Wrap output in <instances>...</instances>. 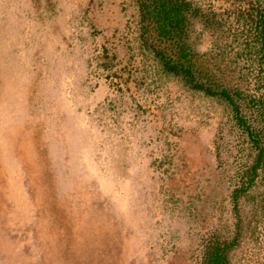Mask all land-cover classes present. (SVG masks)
I'll return each mask as SVG.
<instances>
[{
    "label": "rangeland",
    "instance_id": "rangeland-1",
    "mask_svg": "<svg viewBox=\"0 0 264 264\" xmlns=\"http://www.w3.org/2000/svg\"><path fill=\"white\" fill-rule=\"evenodd\" d=\"M139 4L0 0V264H207L217 247L264 264L258 151L226 101L165 74ZM226 36L193 19L189 59L258 127V64Z\"/></svg>",
    "mask_w": 264,
    "mask_h": 264
},
{
    "label": "trees",
    "instance_id": "trees-1",
    "mask_svg": "<svg viewBox=\"0 0 264 264\" xmlns=\"http://www.w3.org/2000/svg\"><path fill=\"white\" fill-rule=\"evenodd\" d=\"M139 5L141 38L145 47L150 49L165 74L179 77L185 80L187 86L203 91L208 96L220 97L233 107L239 126L245 130L258 151L254 167V170H257L261 164H264V113H262L263 121H259L262 125L258 127L248 125L244 117L240 116L241 109L236 101V97L240 98V94L232 93L214 84L210 80L211 77H205L206 73L203 71H196L192 60L189 59L191 52L188 39L193 19L205 20L210 29L222 32L223 35L227 34L226 37L231 35L233 39L230 46L239 47L236 55H246L248 59H254L258 64L257 77L260 86L264 89V0H234V9L228 10L229 16L224 19H220L215 11L206 14L200 4L192 0H140ZM231 16H233L234 28L233 23L231 26L228 25ZM151 31H154L155 36L168 47L150 45L147 36ZM262 100H264V93L260 101L251 100L250 103L256 102L264 106ZM261 108L264 109V107ZM224 251V248L217 247L210 252L207 264H228Z\"/></svg>",
    "mask_w": 264,
    "mask_h": 264
}]
</instances>
